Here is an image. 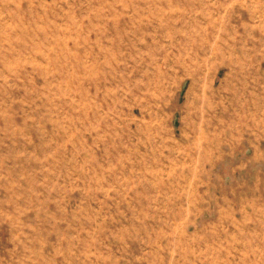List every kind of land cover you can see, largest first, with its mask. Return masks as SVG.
I'll return each instance as SVG.
<instances>
[{
  "label": "rangeland",
  "instance_id": "obj_1",
  "mask_svg": "<svg viewBox=\"0 0 264 264\" xmlns=\"http://www.w3.org/2000/svg\"><path fill=\"white\" fill-rule=\"evenodd\" d=\"M0 264H264V0H0Z\"/></svg>",
  "mask_w": 264,
  "mask_h": 264
}]
</instances>
